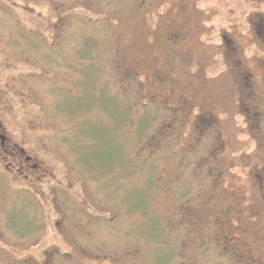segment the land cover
<instances>
[{
	"label": "rangeland",
	"instance_id": "obj_1",
	"mask_svg": "<svg viewBox=\"0 0 264 264\" xmlns=\"http://www.w3.org/2000/svg\"><path fill=\"white\" fill-rule=\"evenodd\" d=\"M100 93L176 256L264 264V0H0V264H152L143 217L74 157Z\"/></svg>",
	"mask_w": 264,
	"mask_h": 264
},
{
	"label": "trees",
	"instance_id": "obj_2",
	"mask_svg": "<svg viewBox=\"0 0 264 264\" xmlns=\"http://www.w3.org/2000/svg\"><path fill=\"white\" fill-rule=\"evenodd\" d=\"M84 40H86V38ZM94 41L95 40L93 39L84 44L88 43L90 46ZM88 53L89 52L86 49L82 53H79V55L83 56ZM83 74L88 76L89 72L86 70ZM110 95L111 97H108L100 93L97 96L93 95V98H89L90 103L86 106L88 108H85L84 110H88L92 105H95V107L98 108L96 111L99 112V118L95 119V122H97L96 125L78 128L79 131H82L80 132L85 138L89 140L78 145V147L77 145L75 146L77 148L74 150V157L81 163L80 166L83 171L95 175L99 179H101V177L109 176L108 183L104 181L103 185H105V187L108 186L110 190L120 193L119 199L122 201L127 212L137 211L139 217H143L141 218L143 227H140L139 230L141 236L145 237V240L150 242L152 264H184L183 258L180 255L176 256V253H178L176 250L177 248L169 247L166 242L169 235L177 230L176 223L170 218L166 220L160 218V220L157 219L155 213H153L149 207V195L151 189H148L154 188L151 185L155 186L153 175L149 171L144 170V176L142 178L143 186L139 187L134 184L126 192H124L125 182L120 184L122 180H127L134 176L141 177L142 175L137 174L136 171H140L138 162L131 157V154L127 150V146L123 142H120V139L118 140L119 133L116 131L119 129L118 127L121 123L123 124L124 121L128 120L130 111L128 113V111L122 107L121 104H124L125 102H122L116 94L111 93ZM118 101L121 104H118ZM126 105L131 109L130 103H126ZM105 106L111 108L110 114L113 117V123H111L110 128L102 127V125L105 124L102 117L106 112L103 109ZM119 111H122V113H119ZM98 125L100 126L98 127ZM134 131L135 135L132 137L134 141H140V139L142 140V138L146 137L142 134L139 135L136 129ZM73 141L74 140H72V142ZM93 149H95L94 152L98 153L99 156L105 155V159L100 161L99 158H97L99 157L98 155H93ZM92 160H95L96 162L92 164ZM148 166L149 164L147 163V167ZM258 174L260 176L263 175L264 177V167ZM185 190L186 191L182 192V195L178 196L179 199H182L183 197L184 199H187L193 195V193L190 192L189 187ZM221 237L222 239L231 241V239H228L226 236L224 237V235ZM166 244L168 246H165ZM220 262L219 259H213L209 264H221Z\"/></svg>",
	"mask_w": 264,
	"mask_h": 264
},
{
	"label": "flooded vegetation",
	"instance_id": "obj_3",
	"mask_svg": "<svg viewBox=\"0 0 264 264\" xmlns=\"http://www.w3.org/2000/svg\"><path fill=\"white\" fill-rule=\"evenodd\" d=\"M0 139L3 141V139H4V134L0 131ZM3 144V143H2ZM11 146H14V147H11ZM9 149H11V150H13L14 151V149H15V145H11L10 143H9V147H8ZM10 152V154H12V156H14V155H16L14 152ZM30 157V155H25L24 157H22V158H20V160H19V158H18V160L17 159H15V163L16 164H13V160H11V161H9V163L11 164L12 163V166L14 167V169H13V172H15L17 169L19 170V168L21 167H28L27 166V163L29 162V160H28V158ZM34 167H37V165H33ZM37 170V169H36Z\"/></svg>",
	"mask_w": 264,
	"mask_h": 264
}]
</instances>
